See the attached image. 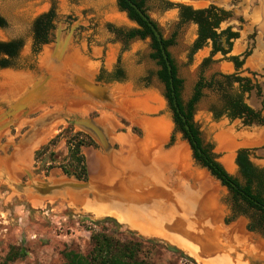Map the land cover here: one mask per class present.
Listing matches in <instances>:
<instances>
[{
    "label": "rangeland",
    "instance_id": "rangeland-1",
    "mask_svg": "<svg viewBox=\"0 0 264 264\" xmlns=\"http://www.w3.org/2000/svg\"><path fill=\"white\" fill-rule=\"evenodd\" d=\"M210 1L212 0H206L200 5L185 0H146L145 13L164 40L174 37V43L167 51L176 67L177 77L182 82L180 88L182 103L184 105L188 103L198 83L204 86L200 90V97L194 105L192 116L203 147L210 148L215 161L240 184H244L235 165L238 150H247L254 166L264 170V95L257 98L255 90L240 95L247 105L259 109L261 107L263 119L261 125L248 126L242 119H230L229 114L225 113V107L227 100L235 98L240 92L238 84L233 80L234 77L249 80L252 86H263L264 64L257 61L256 65H248L258 56V49L255 52L253 49L249 51L237 71L232 68L231 58L245 52V46L240 47L238 44L240 40L247 35L253 37L255 17L254 15L252 17L250 13L252 9H248L243 0H227V3L225 0L221 3L212 1L219 4H213L214 6L227 11L241 10L243 21L230 17L223 21L217 30L220 32L227 26H231L234 31L241 28L240 39L232 42L231 50L226 53L216 52L204 63L202 62L208 58L211 49L209 43L192 53L191 46L196 38V28L191 24L180 25L176 8L183 5L194 10L205 9L210 5L208 4ZM168 4L173 7L169 8ZM50 10L53 11V18L52 29L46 37L48 43L37 45L34 43L35 21ZM0 16L6 22L5 27L0 28V42L17 41L22 44L15 58H0V61L7 60L8 63L7 68H0V74H36L43 50L55 43L58 33L64 35L93 66L92 75L87 77L88 80L98 85L109 86L113 89V94L123 93L118 95L117 102L122 96L129 98L130 94L144 98L149 108L153 110L143 112L141 116L153 122L164 120L168 124V134L161 151L168 152L178 144L186 146L191 169L206 174L218 187L217 202L221 207L222 226L228 228L242 221L246 233L264 242L262 234L247 230L250 221L248 217L238 214L240 210L235 207L231 193L212 177L207 169L196 163L188 142L180 132L175 131L173 115L165 99L164 85L157 77L159 68L156 62L150 59L152 52L150 40L125 38V35L137 26L128 19L126 13L119 11L116 0H0ZM252 37L249 39L250 43L253 41ZM259 58L262 59L261 56ZM79 75L85 77L84 74H76ZM226 78H230L232 82L228 83ZM93 102L98 107L106 104ZM0 109L1 118L5 110L1 107ZM98 111L92 108L83 112L85 114H67L53 120L52 122L60 121L55 133L46 136L43 142L40 141L31 148L27 154L28 164L18 166L20 176L14 181L13 179L8 181L10 187L0 182V264H63L64 254L68 251H75L81 255L89 254L92 248L91 236L94 233L111 235L120 242L140 243L138 259L149 264H197L191 256L161 238H145L128 225L119 222L114 216H96L84 210L82 206L77 208L71 205L70 200H65L63 195L57 196L64 189H68V185L89 184L91 175L87 164V152L113 155L120 149L114 137H134L136 140L143 137L142 129L123 115L110 111L109 116L105 115L108 117L107 121L105 119L103 121V116ZM39 115L28 116L26 119L28 123L22 128L15 126L16 119L13 117L0 121V127L4 126L0 129L1 157L11 156L16 149H23L25 153L34 139L42 136L40 133L49 130L53 123L41 124ZM80 120L90 121L100 130L105 141L101 142L90 129L75 124ZM222 124H225L227 129H232L236 136L242 133L247 134V137L255 136L257 133L263 136L258 145L238 147L234 150L232 171H228L221 163L224 154L217 150L215 141L217 127ZM80 141L86 144L78 147L85 165V180L76 178L74 163L70 159L71 150ZM172 173L179 177L176 170L173 169ZM185 183L192 190L199 188L191 180ZM23 188H28L26 191L28 193L21 191ZM31 199H38L39 205H31Z\"/></svg>",
    "mask_w": 264,
    "mask_h": 264
},
{
    "label": "bare ground",
    "instance_id": "bare-ground-1",
    "mask_svg": "<svg viewBox=\"0 0 264 264\" xmlns=\"http://www.w3.org/2000/svg\"><path fill=\"white\" fill-rule=\"evenodd\" d=\"M185 1L200 5L206 2ZM261 53L259 50L248 65H256L257 61L264 64V57L259 58ZM83 57L70 40L58 33L55 43L43 50L36 74H0V104L10 112L15 111L13 118L18 128L28 123L30 115L40 114L41 124H46L67 114H85L93 108L99 110L103 121L113 111L142 129V139L114 137L120 147L116 154L87 152L89 184L70 186L57 196L63 195L71 205L82 206L96 216H114L145 238H161L191 256L197 264H264V242L246 233L242 221L228 228L222 226L218 187L206 174L191 169L186 146L178 144L168 152L161 151L169 126L164 120L153 122L141 116L151 110L144 98L130 94L117 102L118 95L123 93H114L111 102L98 107L83 94L76 79L90 81L87 77L93 72V66ZM59 122H52L49 130L40 133L42 136L35 138L25 153L16 149L9 157L0 156L1 183L10 187L8 181L20 176L18 166L28 164L31 148L46 136H52ZM216 131L217 150L224 154L221 163L228 171L233 170L236 148L258 145L263 138L260 133L236 136L225 124ZM188 180L198 185V190L187 187ZM23 189L20 190L28 193V188ZM30 201L34 206L40 203L38 199Z\"/></svg>",
    "mask_w": 264,
    "mask_h": 264
},
{
    "label": "trees",
    "instance_id": "trees-1",
    "mask_svg": "<svg viewBox=\"0 0 264 264\" xmlns=\"http://www.w3.org/2000/svg\"><path fill=\"white\" fill-rule=\"evenodd\" d=\"M128 1L136 5L144 14L145 13V3L146 0H116L117 7L120 12L126 13L128 19L134 22L137 26L136 29L130 30L125 38L132 40L139 38L140 40H150L151 54L150 59L156 62L159 68L157 72V77L159 81L164 85L165 88V99L173 115V122L175 126V131L180 132L183 138L188 142L192 152L193 158L197 164L208 170L210 175L214 177L220 184L227 188L231 193L233 198V203L235 207L238 208L239 215L248 217L249 224L247 225V230L251 233H260L264 237V170L259 169L248 160V151L245 149L238 150L235 157V165L239 169L243 179L245 180V187L241 191H235L230 185L232 183L236 188H240L238 180L229 175L224 168L215 161L213 154H211L210 148L202 149V142L199 138V134L195 125L192 121L194 105L200 97V90L204 87L201 83H198L195 87V92L192 98L187 104H183L180 98V88L181 80L177 77L176 67L167 52V58L171 66V74L169 75L165 62L161 56L159 45L156 42L151 30L148 28L147 24L144 23L140 17L136 14L134 9H132ZM168 7H173L168 4ZM195 14H202L203 11L194 12ZM53 18V11H49L46 14L41 15L36 19L34 24V43L37 45L47 44L48 32L52 29L51 21ZM190 18L186 17L188 20ZM196 23H201V20H194ZM205 22V20H202ZM154 24V23H153ZM6 25L5 20L0 16V28H4ZM155 26V24H154ZM156 27V26H155ZM157 28V27H156ZM206 26L205 29H207ZM204 37L203 39L207 38ZM210 37H214L212 33ZM203 39L196 44L192 49V53L198 51L203 46ZM174 37L172 36L168 40H162V45L164 49H167L173 45ZM22 48V44L17 41L12 42H0V58L6 57L8 59L15 58ZM218 52L217 49L213 53ZM236 61V58L233 59ZM208 61V60H206ZM237 68H240L242 63H237ZM7 60L0 61V68H7ZM170 79H172L171 90ZM239 81L238 78L235 79ZM174 93V97L172 96ZM176 101L177 106L180 109L181 114L186 120V124L190 129V134L186 133L184 130V124L180 120L178 114L175 112L173 107V101ZM235 109L232 114H229L230 119L241 118L242 113L248 111L246 106L241 104V100L238 99L234 104ZM196 143V146L193 145ZM86 145L83 141L76 143L75 148L71 150L70 159L74 163L75 168L74 174L78 180L86 179V170L83 163V158L79 155V146ZM200 150L199 155L197 151ZM243 210H242V209ZM92 248L89 254L81 255L75 251H68L64 254L63 264H149L138 259L139 245L140 243L129 241L120 242L115 240L111 235L104 233H94L91 236Z\"/></svg>",
    "mask_w": 264,
    "mask_h": 264
},
{
    "label": "flooded vegetation",
    "instance_id": "flooded-vegetation-1",
    "mask_svg": "<svg viewBox=\"0 0 264 264\" xmlns=\"http://www.w3.org/2000/svg\"><path fill=\"white\" fill-rule=\"evenodd\" d=\"M217 3H221L222 0H212ZM231 1V0H229ZM244 4L247 5L248 9H252L250 13L252 14V17L254 15V25L252 27V36H246V38H243V40H240L238 43L240 47H244L245 52L242 54H239L238 56H234L231 58V64L234 71H237L239 68H237V63H243L244 59L247 57V54H249L250 50L254 49V52L259 48L260 52L262 50V47H264V0H243ZM177 20L180 25L185 24H191L195 26L196 28V38L192 43L191 48L193 49L196 44H198L204 37L208 36L207 38L203 39V45L209 43L210 45V53L208 55V58L206 60H209L215 53L213 51L215 49L218 50V52L226 53V51H230L232 48V42L234 40L240 39L239 31L241 28L239 27V31H234L231 26H227L225 29L218 32L219 25L225 21L228 20L230 17H235L237 21H243V18L241 16V10L240 9H234L231 11H227L224 8H218L214 6L213 4H210L205 9L200 10H194L190 8L189 6H181L178 5L177 8ZM203 11L202 14H195L194 12ZM256 14V15H255ZM190 18L187 20L186 17ZM194 20H201V23H196ZM202 20H205V22H202ZM206 26H208L207 29ZM214 34V37H210L211 34ZM252 37V43L249 42V39ZM252 47V48H250ZM264 53V52H263ZM236 58V61L233 59ZM206 60H203L202 63L206 62ZM264 67V66H262ZM238 77H234L233 80L235 83L238 84L240 92L239 95H236L235 98H230L227 100L226 103V112L227 114H232L234 112L233 104L240 99L241 104L246 106L248 111H245L242 113V117L239 119H242L244 121L245 125L251 126L253 124L261 125L263 124V119L261 118V110L258 107H251L247 105L241 98L240 95H243L245 93H250L252 90L256 91L257 98H260V96L264 95V83L263 86L256 85L252 86L251 82L249 80L238 78L239 81H236ZM226 81L228 83H231L232 80L230 78H226ZM202 149H204L203 145L201 146ZM248 160L251 162L249 158V152H248ZM252 163V162H251ZM253 164V163H252ZM254 166V164H253ZM237 168V166H236ZM237 171L240 175V177L243 179L239 169L237 168ZM244 184H239L240 188H234L235 191H241L245 187V180L243 179Z\"/></svg>",
    "mask_w": 264,
    "mask_h": 264
},
{
    "label": "water",
    "instance_id": "water-1",
    "mask_svg": "<svg viewBox=\"0 0 264 264\" xmlns=\"http://www.w3.org/2000/svg\"><path fill=\"white\" fill-rule=\"evenodd\" d=\"M227 3V1H225ZM128 4L129 6L134 9V11L136 12V14L140 17V19L147 24L148 28L151 30L156 42L158 43L159 45V49H160V52H161V56L165 62V65H166V68H167V71L169 73V75L171 74V66L169 64V61H168V58H167V52L163 45H162V36L161 34L159 33V31L157 30V28L154 26V24L152 23V21L149 19V17L144 14L140 9H138L136 7V5H134L133 3H131L130 1H128ZM208 4H217V3H214L212 1L208 2ZM219 5V4H217ZM224 5V4H223ZM222 6V5H220ZM78 82V87L84 92V94L88 97H90L93 101H96V102H100V103H107V102H111L112 101V97H113V92L112 91L113 89L110 88L109 86H105V85H98V84H95L91 81H87L83 78H79L76 79ZM75 81V80H74ZM74 83V82H73ZM170 84H171V90L173 91V87H172V79H170ZM172 96L174 97V93H172ZM0 107L2 109L5 110V112L1 115V118H0V121L3 120V119H8L10 117H13V115L15 114V111L14 112H10L9 109H7V107H4V105L2 106L0 104ZM173 107L175 109V112L178 114L180 120L182 121V123L184 124V130L186 131V133L190 134V129L188 127V125L186 124V120L185 118L183 117V115L181 114L180 112V109L179 107L177 106L176 104V101L174 100L173 101ZM261 109V107H260ZM75 124H78V125H81V126H84L88 129H90L97 137L98 139L102 142L103 141V136L100 132L99 129H97L90 121L88 120H80V121H77L75 122ZM4 126H1V128H3ZM193 145L196 146V143L193 142ZM197 153L200 155L201 154V151L198 150ZM75 186H79V187H83L85 186L86 184H74ZM230 185L235 188V186L230 183ZM69 187L73 186V185H68Z\"/></svg>",
    "mask_w": 264,
    "mask_h": 264
},
{
    "label": "crops",
    "instance_id": "crops-1",
    "mask_svg": "<svg viewBox=\"0 0 264 264\" xmlns=\"http://www.w3.org/2000/svg\"><path fill=\"white\" fill-rule=\"evenodd\" d=\"M261 48H262V53L264 52V47H262V46H260ZM260 49L258 48V51H259ZM258 51H257V53H258ZM262 53L261 54H259V56H261L262 58L264 57V54L262 55ZM243 147H248V146H243Z\"/></svg>",
    "mask_w": 264,
    "mask_h": 264
}]
</instances>
